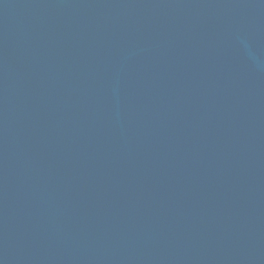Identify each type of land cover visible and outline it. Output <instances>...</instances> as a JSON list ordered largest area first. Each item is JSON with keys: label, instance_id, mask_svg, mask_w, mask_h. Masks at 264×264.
I'll use <instances>...</instances> for the list:
<instances>
[{"label": "water", "instance_id": "water-1", "mask_svg": "<svg viewBox=\"0 0 264 264\" xmlns=\"http://www.w3.org/2000/svg\"><path fill=\"white\" fill-rule=\"evenodd\" d=\"M0 264H264V0H0Z\"/></svg>", "mask_w": 264, "mask_h": 264}]
</instances>
